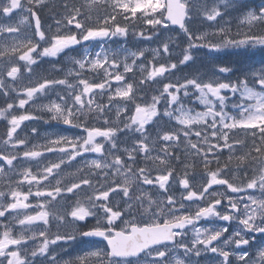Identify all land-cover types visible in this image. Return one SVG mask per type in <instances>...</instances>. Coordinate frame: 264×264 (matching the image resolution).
<instances>
[{
	"label": "snow or ice",
	"instance_id": "6c2138e0",
	"mask_svg": "<svg viewBox=\"0 0 264 264\" xmlns=\"http://www.w3.org/2000/svg\"><path fill=\"white\" fill-rule=\"evenodd\" d=\"M50 6L0 2V264H264V68L233 80L231 66L214 62L210 75L173 80L179 67L196 64L200 49L215 59L229 48H264V3L60 0L62 11L43 27L38 10ZM232 12L247 31L226 27ZM197 21L215 22V30H190ZM170 26L186 46L165 35ZM130 33L158 41L148 64L146 48L104 46ZM61 54L71 67L52 70L63 78L35 71ZM149 84L160 85L150 96ZM51 93L56 100L36 103ZM191 96L203 110L185 106ZM33 110L84 134H43V143H31L22 126L44 119ZM30 131L35 138L38 129ZM122 136L131 143L122 146ZM202 220L227 223L198 227ZM71 243L92 247L64 258Z\"/></svg>",
	"mask_w": 264,
	"mask_h": 264
},
{
	"label": "rangeland",
	"instance_id": "374dc122",
	"mask_svg": "<svg viewBox=\"0 0 264 264\" xmlns=\"http://www.w3.org/2000/svg\"><path fill=\"white\" fill-rule=\"evenodd\" d=\"M0 2H2V0H0ZM23 15H26V13H23V12H20L19 15H14L13 16V22H18L19 19L23 16ZM236 13L235 12H232L230 14H226L225 16V20L229 21V23L226 25V27L232 29V33H235L237 31V29L239 28V30L241 32H245L247 31V27L245 25H241L239 24V21L237 19H235L236 17ZM221 23L223 24L224 22L221 21ZM215 22H207V23H201L199 21H197L194 25L191 26V29L190 30H193V31H209V32H212L215 30L214 27H212V25H214ZM147 26H141V28H145ZM259 31V29H257ZM146 34H151V30L148 29L147 33ZM165 35L167 36H171L173 37V39L176 40V42L181 46V47H184L186 46V43H185V37L183 36L182 34V31L179 32L178 30H175L173 29L171 26H170V30H168ZM86 46H88L92 51H99L100 50V46L98 44H95V43H92V44H89L87 42V44H85ZM121 45H124L126 47H128L129 49L131 50H135L136 48H146L148 49V51L145 52V57L142 58L145 62V64H148V62H150L152 60V56H153V53H152V49L156 48L157 45H158V41L156 40L155 36L153 37L152 41H141V40H138L137 38H134L131 33L130 35L128 36L127 38V42H125L124 38H120V37H114L112 38L106 45H104L105 47L107 48H113V49H116L118 48L119 46ZM231 49V48H229ZM229 49H225V50H229ZM202 50V49H200ZM207 50V49H206ZM82 51V48L81 46L77 47V52H80ZM208 51V50H207ZM77 52L76 54H74V52H71L70 55H77ZM180 52V48H175V52L172 56V59L173 61L176 60L178 54ZM197 56V59H196V64L192 67H186V66H181L179 67L176 71H175V76L173 77V80H176V79H181L182 77L184 76H190L193 72H197L199 71L198 70V67L200 65V63L202 61H204L206 58H205V55L203 53H197L196 54ZM59 59L63 64L65 65V68H68V67H71V65L68 64V59L66 56H64V54H61V57L57 58ZM253 60H251L249 63H248V67L249 69L245 71V75L251 71V70H259L257 69L259 66H254L253 65ZM138 64L140 63V61L137 62ZM46 66H44L45 68ZM261 69V68H260ZM23 71V69H22ZM207 72V71H206ZM52 73V72H51ZM131 73L128 74V76L130 75ZM204 74H209L208 72L207 73H204ZM42 75V74H41ZM63 73L62 72H57V73H54V74H51V76L53 77H60V78H63ZM137 77L139 78V73L136 74ZM210 75V74H209ZM242 78V77H241ZM28 83V80L27 78L25 77V79L23 81H21V85L23 84H27ZM115 86V85H114ZM160 85H152V84H149V85H146L145 86V91L147 93L148 96H150L151 94H154L155 92V89L159 88ZM57 91H63V89H57ZM15 97H11V99H14ZM57 99V96L55 93H51L49 94L48 97L40 100V101H37L36 103L38 104H43V103H47L49 100H56ZM106 102V98H105V101ZM184 102H185V106L186 107H189V108H197V110H203V105H199L198 101L196 100L195 96H191L189 98H184ZM198 104V105H197ZM5 105V100L4 98L0 97V107H3ZM198 106V107H197ZM28 107V106H26ZM229 108L231 109V105H229ZM234 111V110H232ZM40 114L48 119L47 117V113H42L40 112ZM46 120L44 121H41V129L43 130L41 135L43 136V134H48V135H53V134H63V135H67V136H78V135H83V130L82 129H76L78 132H75V128H71L69 127V130L68 132H59L58 130L59 129V125L61 123H57L55 121H50L48 120L47 122H45ZM95 123V122H93ZM0 124L1 126L4 127V129H2V131H0V139H2L4 137V132H5V126H4V122L3 121H0ZM25 125L27 126L26 128H24V132L28 134V130L27 128L29 127H36L38 128L39 127V122L38 121H32V122H28L26 121L25 122ZM63 125V124H61ZM30 128V129H31ZM42 136H39L42 138ZM35 138H32V136L30 137V140H34ZM196 138L193 137V140H195ZM122 141V146H127V144H130L131 141L130 140H127L126 143H124L125 139H121ZM43 139L39 142H33V143H43ZM226 149L223 150V152L225 151ZM228 153V150L226 151ZM49 156L51 154H48ZM86 158L88 160H91L93 158H95V154H86ZM77 160L80 162V164H83V160H81V158H77ZM23 164L25 166H32L33 167V171H35V165H34V162L29 165V162L28 161H24ZM77 166V162H73V164L71 166H68L67 168V171H73L75 169V167ZM214 167V165H213ZM201 172V168L199 166H197V168L195 169V175L197 176V174ZM13 179L14 180H18L20 179L19 176H13ZM24 190H27V185H24ZM190 237H188V239L190 240L192 237H193V232L190 230Z\"/></svg>",
	"mask_w": 264,
	"mask_h": 264
},
{
	"label": "flooded vegetation",
	"instance_id": "af4514ba",
	"mask_svg": "<svg viewBox=\"0 0 264 264\" xmlns=\"http://www.w3.org/2000/svg\"><path fill=\"white\" fill-rule=\"evenodd\" d=\"M250 4L253 6V7H257L259 5H261L262 3H264V0H249ZM23 127V126H22ZM75 132H78V131H75ZM42 138L37 136V139L36 140H33V141H41ZM200 173L199 172L197 174V179H199V176H200ZM214 188H216L217 190L219 191H223V186H214ZM183 190L181 188H179V186H174L173 189H172V192L177 196V198H179L180 196V193L182 192ZM258 194V193H257ZM31 202L33 204H35L36 200L34 198H30ZM63 203V202H62ZM90 223H94V220L93 221H90ZM214 223L215 226H224L226 225L227 222H224V221H219V220H216L214 222H209V221H201L200 224L198 225V227L200 226H206V225H210ZM237 227L236 225V222L233 221L232 222V225L229 227V233H225V236L229 235L235 228ZM56 229L53 228L52 231H55ZM63 230V229H62ZM190 230L188 232V237H190ZM103 245H101L102 247ZM92 245L90 244H80V243H71L70 245H67L65 246V251L61 253V255L64 256V258H68L69 255H76V254H79L83 249H87V248H91Z\"/></svg>",
	"mask_w": 264,
	"mask_h": 264
},
{
	"label": "trees",
	"instance_id": "16d2710c",
	"mask_svg": "<svg viewBox=\"0 0 264 264\" xmlns=\"http://www.w3.org/2000/svg\"><path fill=\"white\" fill-rule=\"evenodd\" d=\"M50 4H51V6L49 8H44V9L38 10V14L40 15V18L42 19V21L45 24H47V26L53 25V17L57 16V14L62 11V9L59 7L60 0H50ZM51 64L53 65L54 63H51ZM47 66H50L49 63H47ZM202 74H204V73H202ZM132 75L133 74L131 73L129 75V77H131ZM137 79H138V77H137Z\"/></svg>",
	"mask_w": 264,
	"mask_h": 264
},
{
	"label": "water",
	"instance_id": "95a60500",
	"mask_svg": "<svg viewBox=\"0 0 264 264\" xmlns=\"http://www.w3.org/2000/svg\"><path fill=\"white\" fill-rule=\"evenodd\" d=\"M174 27H178V26H174ZM179 28V27H178Z\"/></svg>",
	"mask_w": 264,
	"mask_h": 264
}]
</instances>
